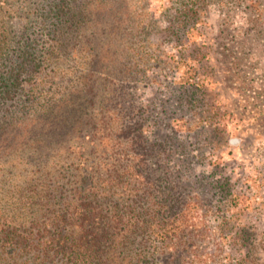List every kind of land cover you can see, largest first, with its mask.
<instances>
[{
	"label": "rangeland",
	"instance_id": "rangeland-1",
	"mask_svg": "<svg viewBox=\"0 0 264 264\" xmlns=\"http://www.w3.org/2000/svg\"><path fill=\"white\" fill-rule=\"evenodd\" d=\"M97 1L123 6L129 15L117 24L121 30L112 48L115 58L132 65V60L146 62L126 77L131 81L111 87L122 120L140 123L142 114L148 116L144 128L148 127L150 139L166 142L170 152L163 164L172 173L182 170L188 194L195 197L200 190L208 201L193 199L186 217L197 223L196 238L203 253L210 264H264V0ZM93 2L95 6L96 0H78V7L89 10ZM44 3L0 0V64L4 58L10 60L2 53L14 50L22 31L35 29L45 60L39 81L46 89L52 87L44 93L60 98L82 80L88 72L85 64L96 51L89 45L75 58L70 38L66 41L61 33L56 41L49 38L36 17ZM186 3L197 14L178 29L179 11ZM110 24L90 19L81 32L102 44ZM184 87L191 88L190 94L197 91L194 105L181 93ZM98 130L93 127L82 140L90 142L92 134V140L102 137L103 129L99 134ZM84 144V160L98 158L104 151ZM31 151L11 150L0 156V216L4 218L20 215L15 213V197L20 190L25 194L28 183L43 175L44 168L32 164L36 155ZM218 179L227 180L230 189L214 193L210 182ZM28 207L17 209L21 217Z\"/></svg>",
	"mask_w": 264,
	"mask_h": 264
},
{
	"label": "trees",
	"instance_id": "trees-1",
	"mask_svg": "<svg viewBox=\"0 0 264 264\" xmlns=\"http://www.w3.org/2000/svg\"><path fill=\"white\" fill-rule=\"evenodd\" d=\"M187 3L179 11L178 29L197 14ZM95 6L88 10L79 8L78 0H45L36 10L49 38L56 41L61 33L71 39L75 58L84 47H95V57L85 64L88 72L60 98L44 93L52 87L39 81L45 60L35 29H24L14 50L2 53L11 58L0 64V156L31 148L32 164L44 169L25 194L20 190L15 197L16 215L28 205L27 215L0 216V264H210L196 238L197 223L186 219L193 199L208 201L200 190L189 195L182 170L172 173L163 164L170 152L166 142L150 139L144 128L149 117L142 114L140 123L122 120L111 91L146 63L132 60V65L112 53L121 30L117 24L129 15L123 6L97 0ZM90 19L111 22L104 43L82 35ZM183 90L193 105L198 102L197 91ZM93 127L102 137L82 140ZM84 143L103 149L102 155L82 159ZM210 183L216 194L230 189L227 180Z\"/></svg>",
	"mask_w": 264,
	"mask_h": 264
}]
</instances>
